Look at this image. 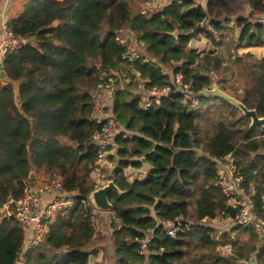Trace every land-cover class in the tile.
<instances>
[{"label": "trees", "instance_id": "16d2710c", "mask_svg": "<svg viewBox=\"0 0 264 264\" xmlns=\"http://www.w3.org/2000/svg\"><path fill=\"white\" fill-rule=\"evenodd\" d=\"M243 2L249 12L218 20L210 14L226 0H169L146 14L139 12L142 0H23L7 27L27 42L6 52L1 68L0 204L18 198L29 172L42 167L60 177L74 202L47 223L39 244L22 252V264H85L99 241L109 243L110 264H252L217 250L219 243L235 242L203 222L233 219L241 208L228 204L217 185V163L226 158L243 180L255 172L249 201L264 220V127L249 125L237 107L204 92L217 86L264 116V56L235 52L264 46V23L251 20L252 13H264V0ZM196 24L195 37L209 44L200 54L187 48V32ZM117 30L133 36L132 46L142 44L140 59H121L125 46L114 40ZM175 72L196 93L199 106L188 110L179 94L169 92L142 108L138 92L168 84ZM109 74L117 77L110 117L118 133L114 154L107 156L116 163L108 174L116 189L106 198L116 220L103 218L93 232L80 203L93 190L97 151L89 140L100 128L89 119V91ZM139 157L149 169L126 180L122 170L140 166ZM176 216L187 226L171 238L157 220ZM147 228H154V236L152 252L144 257L137 244ZM239 230L256 236L239 225L232 232ZM22 240L19 223L0 216V264H15ZM254 250L244 258L264 264V237L251 256Z\"/></svg>", "mask_w": 264, "mask_h": 264}, {"label": "built area", "instance_id": "2783aa9c", "mask_svg": "<svg viewBox=\"0 0 264 264\" xmlns=\"http://www.w3.org/2000/svg\"><path fill=\"white\" fill-rule=\"evenodd\" d=\"M153 2H149L148 7L153 6ZM141 14H146L147 10L145 7L139 11ZM251 20L257 23H264V13H252ZM264 28V26H263ZM126 30L115 31L114 40L125 46V51L121 55V59L127 62L137 60L141 58L140 48H132L129 46V38ZM27 42V39L20 35H14L10 32L7 27V21L0 19V58L8 51L17 48L19 45ZM181 72H175L169 77L168 84L163 86H152L143 90L142 107H151L152 104H157L159 98L163 95L170 93H177L180 95V103L186 106L188 110H194L199 106L198 96L190 88L188 83L183 82ZM113 92V78L111 76L103 75L101 80L98 81L94 88L89 91L91 99V108L89 111V119L100 125L98 130H95L90 135V142L96 147V158L95 165L92 169L90 178L93 174L100 173L99 180H91L94 182L93 190L90 192L88 199L80 200V203L87 208L88 211V222L89 226L96 232L100 229L102 221L100 219L101 213H105L107 219L116 220L114 216L108 211L98 207L91 197V193L96 190V185L100 184L102 187L105 186V174H108L115 167L116 163L107 161V156L114 154L116 148L114 139L118 133L116 125H114L112 119L106 113V109L110 106V101ZM116 162V161H115ZM108 172L101 173L100 170L103 166L108 168ZM217 185L219 186L220 192L224 198H226L228 204L235 205L239 203L241 208L238 210L233 220L234 224L241 227L252 228L256 235L259 237L264 236V220L259 218L257 214L251 210V203L249 201V191L251 190V179L255 176L254 171L249 172V179L247 182L243 180L241 175L235 171L234 165L230 159L226 158L222 162L217 163ZM122 174L125 178L131 176L130 169L124 168ZM110 178V176H109ZM133 178V176H132ZM139 178V177H136ZM248 183V189L245 188ZM98 187V188H100ZM250 188V190H249ZM262 205L264 207V194L261 196ZM74 202L66 196V193L62 189L61 181L59 176H52L41 180L34 186H25L22 194L13 199L7 197L5 201L1 202V217L12 216L21 226L23 232L22 247L24 250L31 248L39 244L46 231L47 223L50 222L57 214L60 213L61 209L65 206L70 205ZM158 225L161 226L164 234L168 237L174 238L177 231H181L187 224L181 216H176L171 220H157ZM218 235V234H217ZM154 236V228H147L144 231L143 237L138 241L137 254L140 256H147L151 250L152 238ZM231 243H219L216 249L237 257L236 252L233 251ZM19 251L16 255L21 256L22 253ZM23 250V252H24ZM162 248H159V251ZM17 256V257H18ZM240 259V258H239ZM245 263H255L254 259L243 258L240 259ZM85 264H99L91 259H88ZM171 264H175L172 262Z\"/></svg>", "mask_w": 264, "mask_h": 264}, {"label": "rangeland", "instance_id": "374dc122", "mask_svg": "<svg viewBox=\"0 0 264 264\" xmlns=\"http://www.w3.org/2000/svg\"><path fill=\"white\" fill-rule=\"evenodd\" d=\"M136 1V0H135ZM138 1V0H137ZM144 0H142V4L144 3V2H146L147 0H145L144 2H143ZM148 1H151V0H148ZM169 1V0H168ZM167 1V2H168ZM166 1H164L163 3H155L154 4V2H153V6H150V7H145V9L147 10V12L149 11V9H151V8H153V7H155V8H158V6H160L161 4H164V3H167ZM226 5L225 6H219V7H216V8H214V10H212V12H211V14H210V17L211 18H214V19H218V20H222V18L224 17V16H226V15H230V16H233V15H235L236 13H238L237 12V10H239L240 8H242V9H244V10H246L245 8H244V2H243V0H226ZM149 4V3H148ZM147 4V5H148ZM141 8H143V7H141L140 6V9ZM236 12V13H235ZM245 14H246V12H245ZM232 26L234 27L233 28V31H234V34L236 35L237 33H238V30L235 28V26L233 25V23H232ZM127 31V30H126ZM126 36H128V38H130V34H129V32L127 33V35ZM129 40V39H128ZM201 41L202 42H205L203 39H201ZM29 42H32V43H34L32 40H29ZM195 42L193 41V38L191 37V39H189L188 40V42H187V45L189 46V45H192V44H194ZM204 43H200V46L199 47H204L205 48V46L203 45ZM201 51H204V49L203 48H201ZM232 52L233 51H230V53L232 54ZM224 53L227 55V53H228V51L226 50V49H224ZM3 57H4V55L0 58V83H3L4 81H3V75H2V70H1V68H2V61H3ZM228 57V56H227ZM126 74V72L124 71H122V76H124ZM113 79H114V84H115V81H116V79H117V77H114L113 76ZM125 82H126V79H125ZM13 87L15 88V85H13ZM136 87V85H134L133 86V88H135ZM137 87H138V90L139 89H141V87H140V85L139 84H137ZM137 126H134V128H136ZM129 169H130V173H131V176H129L128 178H126V180H131L132 179V176L134 177V178H136V177H142L143 176V174H144V170H142L141 169V167L140 166H137V167H133V166H129L128 167ZM40 172H38L37 170H35V169H32L30 172H29V176H27V184H26V186H31V184H30V182H32V179H33V181H35L36 179H35V176H39V174H46V176L45 177H43L44 179H46V178H49V177H52V176H57V175H55V174H48L46 171H47V169H46V171H45V168L44 167H42V168H40ZM106 170H107V168L106 167H104L103 168V173H106ZM101 174L100 173H98V174H93L92 176H91V178L92 179H94V180H99V176H100ZM103 178L105 177L108 181H106V183L105 184H107V183H109L111 180H110V178L109 177H106V175L104 174L103 176H102ZM28 181H29V183H28ZM41 182V181H40ZM95 185V184H94ZM93 185V186H94ZM101 185L100 184H97L96 185V188H98V187H100ZM104 186V185H103ZM3 202V201H2ZM2 204L3 203H1V208H2ZM0 214H1V209H0ZM105 218H106V216H105ZM188 221V220H187ZM204 223H208L209 225H212V226H214L215 228H216V231H218V233H223V232H226V233H228V235H229V237H230V239L231 240H234V244H232V249H233V251H238V253H240L242 256H244L245 257V255L248 253L249 254V249L251 248V246H253L254 247V252L256 251V250H258V248H260V246H261V243L263 242V239H261V235L258 237L257 235H256V232H254V235H256V236H249L248 235V233L247 232H241L240 230L238 231V232H232V229L233 228H235V226L237 225V224H234V222H233V220H231V219H223L222 217H220V218H217V219H215V220H211V221H208V220H205V221H203ZM188 223H190V221H188ZM44 235V234H43ZM102 244V246L106 249V251H105V253H104V251L103 250H101V248L99 247L100 245ZM97 248H99L100 249V251H101V253H102V258L101 259H98V263L99 264H107V262L109 261V259H108V255H110V253H111V248H110V246H109V243L108 242H106V241H99L98 242V245H97ZM23 250H24V247H22V249H20V252L22 253L23 252ZM109 253V254H107V253ZM93 254V253H92ZM18 256V255H17ZM251 256H252V254H251ZM15 264H22V256H18L17 257V260H16V262H15Z\"/></svg>", "mask_w": 264, "mask_h": 264}, {"label": "crops", "instance_id": "0c3cea01", "mask_svg": "<svg viewBox=\"0 0 264 264\" xmlns=\"http://www.w3.org/2000/svg\"><path fill=\"white\" fill-rule=\"evenodd\" d=\"M164 1L167 2L168 0H151V1L147 0L146 2H144L141 5H142V7H148L147 4L149 2H154V4H155V3H163ZM22 2H23V0H0V19L3 20V21H7L10 17L14 16L19 11V5ZM199 3H201V2H199ZM244 8L246 10L240 9L238 11H240V12L241 11L249 12V8L246 5H244ZM226 16H230V15H226ZM229 25H232V23L230 22ZM131 36L132 35H130V38H129V46L134 48V46H132V44H131L132 39H133V36L132 37ZM192 38H193V41L195 43L192 44V45H189V46L187 45L188 49H194L197 53L200 54L201 52H203V51H201V48H203L204 51L209 48V44H208V42L205 39H203L201 37H192ZM201 39H203L205 42H202ZM200 43H204L203 45L205 46V48L204 47H199ZM230 51H233V50H230ZM245 51L250 52L256 58L264 56V46H249V47L240 48V49L235 50V52H237V53H241V52H245ZM106 166L108 167L107 168V172H108L110 167L107 164H106ZM104 167L105 166H103L102 169L100 170L101 173H103V168ZM28 176H29V174H28ZM45 176H46V174H39L38 177L35 176L36 180L33 181V179H32V182H30L31 187L36 185L37 183H39L41 180H43L44 179L43 177H45ZM247 182H249V181H247ZM28 183H29V181H28ZM248 187L249 186H248V183H247L245 188L248 189ZM249 190H250V188H249ZM103 218H105V213H101V217H100L101 221H102ZM94 250H95V253H93L91 255V257H89L88 259H91L94 262H98V259L102 258V253H101L99 248H95ZM105 251H106V249H105ZM252 252H254V251H250V255L253 254ZM107 254H109V253H107ZM236 254H237V258H240V259L244 258V256H242L240 253H238V251L236 252ZM107 264H110V262L109 263L107 262Z\"/></svg>", "mask_w": 264, "mask_h": 264}, {"label": "water", "instance_id": "95a60500", "mask_svg": "<svg viewBox=\"0 0 264 264\" xmlns=\"http://www.w3.org/2000/svg\"><path fill=\"white\" fill-rule=\"evenodd\" d=\"M199 24H196L193 29H191L189 32H187V35L191 37H195L197 34V30L199 28ZM204 92L209 93L214 96H218L233 106L237 107L243 115L247 116L250 120L249 125H261L264 127V116L263 117H257L255 111L253 109H246L243 104L237 100H235L233 97L226 94L224 91L220 90L217 86H212L208 90H205ZM136 161L140 164V167L142 170L149 169L150 165L146 162L144 157H139L136 159ZM116 187L113 185V183L110 181L105 186H102L100 188H97L91 193V197L93 199V202L100 207L103 210L108 209L109 203L106 198V193L109 190H115ZM252 264H254L252 262Z\"/></svg>", "mask_w": 264, "mask_h": 264}, {"label": "clouds", "instance_id": "9594fccd", "mask_svg": "<svg viewBox=\"0 0 264 264\" xmlns=\"http://www.w3.org/2000/svg\"><path fill=\"white\" fill-rule=\"evenodd\" d=\"M141 7H142V5H140ZM114 35H115V33H114ZM140 46H142V44L140 43L139 44V46L138 47H136V48H140ZM142 50H143V47H142ZM141 50V51H142ZM105 76H111L112 78H113V75L112 74H109V75H105ZM134 76V75H133ZM171 76V75H170ZM113 90H114V79H113ZM143 90H145V88L143 89ZM143 90H140L138 93L139 94H141L140 96H139V98H140V103H139V105L142 107V97H143ZM112 94H113V92H112ZM110 105H111V101H110ZM143 108V107H142ZM147 108V107H146ZM106 113L108 114V116H111L110 114H111V112H110V106H109V108H107L106 109ZM264 237V236H263ZM263 237H261V239H263Z\"/></svg>", "mask_w": 264, "mask_h": 264}]
</instances>
